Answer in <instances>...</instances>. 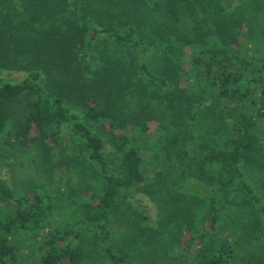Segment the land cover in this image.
<instances>
[{
    "label": "trees",
    "instance_id": "obj_1",
    "mask_svg": "<svg viewBox=\"0 0 264 264\" xmlns=\"http://www.w3.org/2000/svg\"><path fill=\"white\" fill-rule=\"evenodd\" d=\"M0 16V148L29 144L47 178L67 130L62 160L91 177L68 215L36 173L0 168V264H142L155 246L156 264H264V172L244 167L264 164V0H0Z\"/></svg>",
    "mask_w": 264,
    "mask_h": 264
},
{
    "label": "rangeland",
    "instance_id": "obj_2",
    "mask_svg": "<svg viewBox=\"0 0 264 264\" xmlns=\"http://www.w3.org/2000/svg\"><path fill=\"white\" fill-rule=\"evenodd\" d=\"M3 9V8H2ZM3 12V10H2ZM6 16L5 18H7ZM3 16H0V29L5 26L4 22H7ZM246 25L251 27L252 24H248L245 21L237 22V26H244L242 28V31L245 30ZM22 73L20 72H10L5 73L4 76L8 78L17 79L21 76ZM32 107L29 105V102L25 100V97H21L19 100H14L13 102L9 103L6 112L8 113V120L12 121L15 124H20V122L23 120L24 116L30 111ZM230 111V110H229ZM226 115V113H225ZM234 117V111L231 110L229 114L226 116V118L229 120L230 118ZM264 128V123L261 124ZM224 126V125H223ZM157 127L156 121H150L149 122V133H153ZM67 130H63L62 132L57 135V141L53 142L54 140H48L46 141V144H48L50 147H53L51 150V162L58 163L59 167L54 170V175H52V171L54 168L49 170V173L46 174V177H44L43 174H40L38 170H41V165L38 160L35 162V155L31 154L29 144L22 146L20 145L15 139L9 140V143L6 142L3 144L0 148V168L2 172H4L5 179L9 184H12L16 182L19 184V181H24V185L28 184L30 180H32V174H35V178L37 181H43L47 183L45 185V188L49 191V195L52 196V198L58 197L62 198L63 200L68 199L71 201L70 206L63 207L62 211L68 213L72 212L70 208L75 207L78 205L77 202H82L84 200L78 199L76 194L80 193L83 197H89L90 191L86 188L87 185V178L88 180L90 177V172L86 169L84 164L80 166V162L82 161L79 157H73L72 159L68 158L71 155L77 154V151L74 152V154L69 152L68 156L65 154L66 160L63 159V155L61 154L62 147L67 144L68 138L71 137L67 135ZM222 132L220 133V136H218L220 139L222 138ZM264 141V131L261 133ZM62 145V146H61ZM264 147V146H263ZM261 152V151H260ZM264 152V150H263ZM264 157V155H263ZM69 159V160H67ZM262 160V159H261ZM35 163H34V162ZM255 161H258L256 159ZM263 161V160H262ZM62 163V164H61ZM259 163V167L256 166L253 167V162L247 164H244L245 172L247 174V178L250 180L251 183H255L256 185L262 183V179L259 176V169L264 172V164ZM68 164V167L65 165ZM30 165L35 167L34 170L30 169ZM38 173V174H37ZM52 179V185L50 186L47 182ZM19 187V186H18ZM17 187V188H18ZM233 192L231 193V195ZM63 195V197H62ZM143 199L139 200L141 204H144L147 200L142 196ZM65 202V201H63ZM135 206H138L141 208L138 203L134 202ZM176 203L182 207V204H180L177 200ZM183 208V207H182ZM59 211V210H57ZM73 217H68V221H70ZM227 230H230L233 232L232 229L226 228V225L224 223H219L215 226L214 232L220 234L221 237H224L228 232ZM168 235L172 233V229L168 228L167 230ZM188 232L184 233L181 246L186 243L188 239ZM171 239V238H170ZM247 240H244V242ZM127 239L125 237V234L118 233V236L116 238V242L114 241L115 248L119 249L120 251H126L128 250ZM180 243V241H179ZM156 247V246H155ZM153 247L149 250H144L141 255L144 256L142 258V264H156L160 262V258H158V249H155ZM252 251H255L257 254L259 252L257 251V245L255 244L253 247L247 246ZM248 248H245V251H250L253 255L252 251ZM86 264H98V254L94 253L93 251L88 252V257H86Z\"/></svg>",
    "mask_w": 264,
    "mask_h": 264
}]
</instances>
